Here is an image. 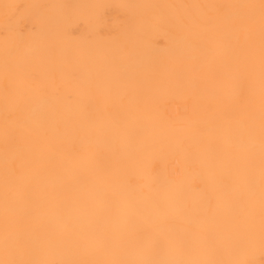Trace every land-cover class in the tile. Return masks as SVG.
<instances>
[{
	"label": "bare ground",
	"instance_id": "1",
	"mask_svg": "<svg viewBox=\"0 0 264 264\" xmlns=\"http://www.w3.org/2000/svg\"><path fill=\"white\" fill-rule=\"evenodd\" d=\"M0 264H264V0H0Z\"/></svg>",
	"mask_w": 264,
	"mask_h": 264
}]
</instances>
